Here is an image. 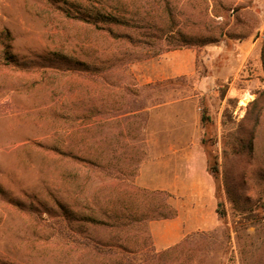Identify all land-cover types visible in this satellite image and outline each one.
I'll use <instances>...</instances> for the list:
<instances>
[{
  "label": "rangeland",
  "instance_id": "rangeland-1",
  "mask_svg": "<svg viewBox=\"0 0 264 264\" xmlns=\"http://www.w3.org/2000/svg\"><path fill=\"white\" fill-rule=\"evenodd\" d=\"M263 45L264 0H0V264H101L59 219L101 243L117 220L137 250L170 210L133 185L205 234L192 264H264Z\"/></svg>",
  "mask_w": 264,
  "mask_h": 264
},
{
  "label": "trees",
  "instance_id": "trees-1",
  "mask_svg": "<svg viewBox=\"0 0 264 264\" xmlns=\"http://www.w3.org/2000/svg\"><path fill=\"white\" fill-rule=\"evenodd\" d=\"M112 20L117 22L115 19ZM261 62L264 72V45L261 49ZM133 112L135 111H127L125 114H130ZM200 123L203 127H206L210 123V117L208 116L207 109L204 105H200ZM201 143L206 151V154L210 157L211 153L207 150L206 139L203 138ZM69 159L74 162L82 163L89 173L95 174L96 176L102 177L112 175L111 172L113 170L111 168H105L95 161L83 159L77 156H72ZM208 169L213 175L214 180L217 181L218 168L216 163L209 165ZM132 188L134 190L144 192L150 196L158 195L161 197L163 205L168 207L170 213H162L158 218L172 219L176 217V209L171 207L167 202V198L170 196L167 192L158 190L148 191L134 185ZM225 189L232 202L235 205L240 206L242 204L240 194H238L234 187L230 185V181L227 178H225ZM215 212L218 218H223L225 216L226 213L224 205L221 201L216 203ZM144 222H146L145 219H143V223ZM96 223H98V221H96ZM46 226H48V228L53 231L54 239L57 241V243H60L66 247L68 251L78 250L86 254H91L92 257L98 260V262L101 264H192L193 262L190 258H188V254L186 252L187 247L191 244L190 241L195 242L196 238L202 239L205 236L204 233L189 234L186 235L181 240V242L167 247L161 251H156L151 243L147 244V241L150 242L152 237L143 224L141 231L143 234H145V236H147V238H144L143 241H141V247L138 246L137 250H131L126 246V244L130 242L129 235L126 233V230H129V227L126 228L127 225L117 220H113L112 223L105 225L111 227L115 234L114 237L110 238V240H108L106 243L94 241L89 237L78 236L69 228L67 221L66 223H63V221L60 219Z\"/></svg>",
  "mask_w": 264,
  "mask_h": 264
},
{
  "label": "crops",
  "instance_id": "crops-1",
  "mask_svg": "<svg viewBox=\"0 0 264 264\" xmlns=\"http://www.w3.org/2000/svg\"><path fill=\"white\" fill-rule=\"evenodd\" d=\"M139 181L143 186L151 187L149 183L144 182V179L142 180V173H140ZM177 213L178 215L172 219L156 221L149 225L153 244L157 250H163L178 243L189 232L184 227L180 212Z\"/></svg>",
  "mask_w": 264,
  "mask_h": 264
},
{
  "label": "bare ground",
  "instance_id": "bare-ground-1",
  "mask_svg": "<svg viewBox=\"0 0 264 264\" xmlns=\"http://www.w3.org/2000/svg\"><path fill=\"white\" fill-rule=\"evenodd\" d=\"M241 104H243V102H241Z\"/></svg>",
  "mask_w": 264,
  "mask_h": 264
}]
</instances>
